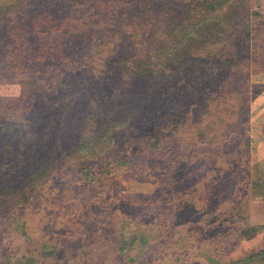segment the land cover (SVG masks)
<instances>
[{
    "label": "rangeland",
    "instance_id": "obj_1",
    "mask_svg": "<svg viewBox=\"0 0 264 264\" xmlns=\"http://www.w3.org/2000/svg\"><path fill=\"white\" fill-rule=\"evenodd\" d=\"M108 1L25 4L34 15L52 16L58 27H27L31 59L26 65L33 71L20 63L6 67L0 77V115L12 103V113L21 122L23 117V132L30 129L34 141L14 144H35V159L47 156L49 179L34 190L40 181L39 172L28 174L34 159L27 169L22 161L0 162V264H197L198 257L207 264L212 257L229 264H264V73L230 88L208 87L212 98L202 101L209 70L186 73L188 78L183 70L178 80L188 84L186 96L162 106L147 90L166 75L138 78L131 68L137 66L136 56L155 59L164 46L159 26L174 0H148L153 11L130 23L112 17L113 7L127 8L126 2ZM132 1L137 8L146 0ZM176 3L182 29L189 30L200 19L202 1ZM231 5L224 16L241 23L229 33L247 35L240 30L249 22L247 52L263 49L264 0H232ZM10 7L0 0V15L8 16ZM65 31L71 33L67 38ZM7 32L2 25L0 51L5 54L12 50ZM146 39L149 48L139 44ZM130 40L138 51L126 46ZM61 41L69 52L59 59ZM123 55L129 65L124 71L118 63ZM219 66L224 63L214 67ZM31 105L36 111L32 108L24 120ZM109 164L111 173L105 175ZM81 168L92 169L96 182L83 183ZM187 201L197 213L179 210ZM21 212L32 242L13 219ZM125 223L129 242L120 246ZM137 226L142 232H134ZM248 227L257 234L236 243Z\"/></svg>",
    "mask_w": 264,
    "mask_h": 264
},
{
    "label": "trees",
    "instance_id": "obj_2",
    "mask_svg": "<svg viewBox=\"0 0 264 264\" xmlns=\"http://www.w3.org/2000/svg\"><path fill=\"white\" fill-rule=\"evenodd\" d=\"M21 1H23V3L19 5V0H4V4L6 6L10 5L15 7L16 12L13 11L12 7H10L11 9L9 8V11H7L8 16L5 14H2L3 16L0 15V38L2 37V25L6 24L8 29L6 41H10L8 47L12 48V50H9L8 54L0 51V77H3V75L5 76L4 73L9 68H17L19 65L18 63H20L21 66L26 69V72L33 71L31 66L27 67L26 65V63L31 59V57L28 56L29 52H27L26 49V46L31 43L29 40V32L27 31L28 26H34L36 28H49L51 25H53L54 27H58L57 20L53 19L52 16L43 14L34 15L26 8L25 4L28 2V0ZM111 1L114 2L115 0H110L108 2ZM177 1L178 0H174L167 4V10L164 13L163 20L165 24L162 23L159 26V29L162 26L163 30L159 31L160 34L158 33V36H163L164 46L161 47L160 45L157 48L155 59L151 58L150 56L148 61H145L140 57L138 60V56H136L135 63L137 66L131 68V70L134 68V70L137 72L138 78H147L153 74V79L157 80L159 76H162L163 74L166 75L163 77V82L157 80L155 83H153L155 86L151 85L148 87L147 94L149 97L154 96L153 98L159 100V104L169 107L180 96H186L184 91L187 89L188 84H182L178 80V76L183 70L185 71L184 76L187 78L195 70H200L203 72L206 71L205 69L209 70L205 72L208 74L209 81L202 82L203 86H205L204 94L202 93L200 99L202 101L206 97L208 99L212 98L211 94H209V92L207 93L208 87L213 88L215 91L222 88H230L231 86L248 82L254 73H264V48L260 50H252V53L247 52L251 48L247 40L251 39L253 24L248 22L245 24V27L240 30V32H247V35L244 33H241L240 35H233L229 33L233 30L235 31V27L241 23L239 19L236 20L235 18H231L230 15L226 14V16H224L228 7H230V9L233 7V5H231L232 0H201L202 4L200 7V19L197 23L192 24L189 30L182 29L179 21L180 6L178 3H176ZM117 2L118 4L123 5H125L124 2H126V5L128 6L127 8L121 6L113 7L112 17L117 18L116 22L125 20L129 23L131 21L133 22L136 17H141L144 14L148 16V14L154 9L148 0L144 1L143 3H138L139 7L137 8L132 7L134 4V1L132 0H117ZM124 9H126L127 12H122ZM102 13H104V11ZM127 13L129 17L126 18L124 16L127 15ZM232 13L235 15L238 14V16L240 15L237 11H232ZM253 14L256 16L258 15V13ZM13 17L15 18L13 19ZM251 21L253 22L252 19ZM141 22L142 21L140 20V23ZM149 24V20L146 21L145 25L148 26ZM262 25H264V21L262 22ZM156 28V25H154L153 29ZM70 34L71 33L69 31H65L62 37L67 38V35ZM146 40L147 43L140 41L139 44H142V47L144 48H149L148 43L150 41H148V39ZM1 45L2 43L0 41V46ZM58 45L59 59L66 58L65 56H68L67 53L69 52L66 41H61L58 43ZM126 46L129 48L133 47L137 51L139 50L137 47H135L133 40L128 41ZM216 48H219V50L216 51ZM225 48L230 49L229 55L224 52ZM142 53L143 52L140 51L139 54ZM213 57H218V59H211ZM118 58V63L123 66V71L126 70L128 68L127 66H129L126 65V60L128 57L123 55L119 56ZM220 62L224 63V66L214 67ZM232 63L234 64L235 69L232 68ZM6 67H8V69ZM170 73H177V75H170ZM186 73L189 76H187ZM219 77L220 81L216 80V78L219 79ZM11 106L12 103L6 105L4 113L0 115V162L5 161L8 163H20L22 161L23 169H27V162L33 161L34 159L33 164H31L33 169L29 170L28 174L29 176H36V173L39 172L40 181L34 184V190H39L41 184L43 183L46 185L47 180L49 179V174L46 173V167L44 166L45 160L47 163L48 159L46 155L43 157V160H39V158L35 159V156H38L35 149L36 147L34 146L35 144L31 145L33 147H25L24 145H19L18 147L15 146V141L27 140V142H30V139L34 141V138L28 136L29 133L31 135L30 129L25 133L23 132V124L25 121L23 122L22 117L21 122V119L18 117V115H14L12 113L10 110L12 108ZM32 108L34 107L31 105L30 110L26 115H24V120L25 117L30 116L32 112L36 111V108H34V111H32ZM174 122L176 123V121ZM81 148L84 150L85 145H82ZM111 166L112 164L106 166L107 168L104 171L105 175L111 173ZM79 175L83 183H95L97 179V176L95 173H93L92 169L81 168ZM36 193L37 192L32 191V194ZM19 202L18 205H22V203ZM187 208H189L193 213H197L199 210L196 205L189 203V201L186 203L184 202L183 205L180 206L179 210L186 211ZM19 213H17V215L15 214L13 217L16 226L19 228L22 236L24 238L26 237L29 242H32L28 234V222L24 221L25 214L22 212L21 214ZM153 226L155 225L152 223L150 227ZM128 228H130L129 224L125 223L122 226L120 246L122 242H124V245L125 243L128 245ZM134 232H142V227H135ZM240 234L241 235L235 241L236 243L240 240L252 238L257 234V229L254 227H248ZM144 237L145 236L140 237L143 243L147 240L145 239L146 237ZM121 249L123 250V248ZM126 250L130 251L129 248ZM228 253H230V251H228ZM203 258L204 257H198L195 263L197 262V264H207L208 262L204 261ZM212 258L214 259L213 261H210L212 264H229L228 261L221 262V258ZM132 261L135 263V260ZM133 262H131V264H133ZM149 263L151 264V262Z\"/></svg>",
    "mask_w": 264,
    "mask_h": 264
},
{
    "label": "crops",
    "instance_id": "obj_3",
    "mask_svg": "<svg viewBox=\"0 0 264 264\" xmlns=\"http://www.w3.org/2000/svg\"><path fill=\"white\" fill-rule=\"evenodd\" d=\"M264 206V205H263ZM257 228H259V227H257Z\"/></svg>",
    "mask_w": 264,
    "mask_h": 264
}]
</instances>
